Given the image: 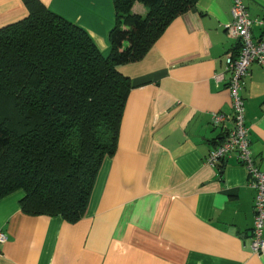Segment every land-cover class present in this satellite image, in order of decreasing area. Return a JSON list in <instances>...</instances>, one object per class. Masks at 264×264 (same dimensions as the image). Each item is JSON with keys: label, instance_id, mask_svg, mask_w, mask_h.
Segmentation results:
<instances>
[{"label": "crops", "instance_id": "obj_1", "mask_svg": "<svg viewBox=\"0 0 264 264\" xmlns=\"http://www.w3.org/2000/svg\"><path fill=\"white\" fill-rule=\"evenodd\" d=\"M86 30L103 55L114 26L112 0H39ZM264 21V0H242ZM231 0H198L176 17L144 57L119 67L129 77L117 149L105 157L85 215L75 223L21 210L24 191L0 199V264H264L250 250L255 191L229 158L205 156L221 139L212 112H231L224 55ZM132 11L145 15L134 3ZM0 0V27L26 15ZM254 38L264 25H254ZM222 74L221 78H214ZM241 95L256 165L264 170V68L250 66Z\"/></svg>", "mask_w": 264, "mask_h": 264}, {"label": "trees", "instance_id": "obj_2", "mask_svg": "<svg viewBox=\"0 0 264 264\" xmlns=\"http://www.w3.org/2000/svg\"><path fill=\"white\" fill-rule=\"evenodd\" d=\"M197 1L112 0L103 55L84 28L22 0L26 15L0 27V199L21 189L26 214L69 223L85 215L131 90L119 67L141 60ZM136 2L145 15L133 13Z\"/></svg>", "mask_w": 264, "mask_h": 264}, {"label": "built area", "instance_id": "obj_3", "mask_svg": "<svg viewBox=\"0 0 264 264\" xmlns=\"http://www.w3.org/2000/svg\"><path fill=\"white\" fill-rule=\"evenodd\" d=\"M231 20L225 26L228 37L236 42L235 53L224 55V72L228 73L227 88L231 100V112H212L210 123L220 128V141L209 150L205 162L211 167H222L229 158L235 160L246 172L247 185L255 191L253 204V226L250 236V250L255 254L264 252V170L255 163L250 148L249 128L245 124V104L241 95L244 79L253 63L264 68V37L254 38L252 28L264 21L250 17L242 0H231ZM215 74L214 78H221ZM7 236L0 232V244Z\"/></svg>", "mask_w": 264, "mask_h": 264}]
</instances>
